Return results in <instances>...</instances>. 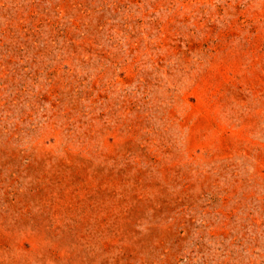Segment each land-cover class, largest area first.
<instances>
[{
    "label": "rangeland",
    "instance_id": "1",
    "mask_svg": "<svg viewBox=\"0 0 264 264\" xmlns=\"http://www.w3.org/2000/svg\"><path fill=\"white\" fill-rule=\"evenodd\" d=\"M0 264H264V0H0Z\"/></svg>",
    "mask_w": 264,
    "mask_h": 264
}]
</instances>
